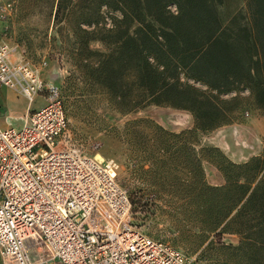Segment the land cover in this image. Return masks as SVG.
I'll return each mask as SVG.
<instances>
[{
  "label": "trees",
  "instance_id": "1",
  "mask_svg": "<svg viewBox=\"0 0 264 264\" xmlns=\"http://www.w3.org/2000/svg\"><path fill=\"white\" fill-rule=\"evenodd\" d=\"M75 1L57 0L54 22L74 21L79 77L98 86L122 115L157 105L188 111L193 119L178 133L132 120L124 129L129 144L142 139L146 158L156 153L153 163L161 167L178 149L185 192L196 196L204 227L237 235L245 254L264 249V153L237 164L220 152L221 160L207 158L218 149L200 148L222 175L218 187L207 184L194 154L198 133L235 122L242 101L264 115V0H243L245 11L226 21L218 10L223 0H97L82 12L73 9ZM92 42L104 51L91 50Z\"/></svg>",
  "mask_w": 264,
  "mask_h": 264
},
{
  "label": "built area",
  "instance_id": "2",
  "mask_svg": "<svg viewBox=\"0 0 264 264\" xmlns=\"http://www.w3.org/2000/svg\"><path fill=\"white\" fill-rule=\"evenodd\" d=\"M13 2L0 4V20ZM36 62L0 36V88L29 105L22 125L0 126V260L2 264H196L194 256L133 224L116 165L71 142L60 87ZM1 117V112H0Z\"/></svg>",
  "mask_w": 264,
  "mask_h": 264
},
{
  "label": "rangeland",
  "instance_id": "3",
  "mask_svg": "<svg viewBox=\"0 0 264 264\" xmlns=\"http://www.w3.org/2000/svg\"><path fill=\"white\" fill-rule=\"evenodd\" d=\"M9 1L13 2V10L6 17L0 36L5 34L11 42L24 46L36 62L45 56L48 67L44 77L60 87L71 142L87 155H99L116 165L118 183L131 202L136 203L131 206L133 224L155 239L194 256L196 264H264V249L245 254L238 248L237 235L222 232L221 228L211 232L204 227L196 196L185 192L186 170L178 149L170 156L166 167H161L153 163L159 158L156 153L152 152L154 158H146L139 145L142 139L137 140L136 145L129 144L124 131L126 123L149 119L178 133L193 126L190 113L157 105L125 115L116 112L107 104L98 86L80 78L76 72L73 54L77 46L70 29L74 21L67 16L54 22L57 0ZM74 5V10L82 12L97 7L99 2L79 0ZM218 10L223 21L237 10L245 11L243 0H223ZM89 48L104 51L99 42L90 43ZM241 96L247 97V92ZM11 98L17 115L25 114L28 101L17 93ZM240 106L237 120L232 124L198 133L194 154L202 159L205 179L210 186H221L224 181L220 172L204 159L200 148L218 149L207 154V158L221 160V153L237 164L264 153V115L248 100L242 101ZM35 107L36 104L31 105L28 111Z\"/></svg>",
  "mask_w": 264,
  "mask_h": 264
},
{
  "label": "crops",
  "instance_id": "4",
  "mask_svg": "<svg viewBox=\"0 0 264 264\" xmlns=\"http://www.w3.org/2000/svg\"><path fill=\"white\" fill-rule=\"evenodd\" d=\"M5 1V0H0V4ZM4 22H2L0 20V29L3 27ZM45 72V71H44ZM15 92L7 89V88H0V112H1V117H0V126L1 127H6V123L4 121V117L7 115H10L12 118L11 124L15 127H20L22 125V121L20 120V118H22L25 114L19 116L17 115L15 109H13V102H12V96H14ZM17 98V97H16ZM39 98V99H38ZM44 101H43V97L42 96H38L35 99V102L32 104H36V107H39L41 105H43ZM30 106L28 104L27 110L26 112L30 109ZM32 108V109H35ZM25 112V113H26Z\"/></svg>",
  "mask_w": 264,
  "mask_h": 264
},
{
  "label": "bare ground",
  "instance_id": "5",
  "mask_svg": "<svg viewBox=\"0 0 264 264\" xmlns=\"http://www.w3.org/2000/svg\"><path fill=\"white\" fill-rule=\"evenodd\" d=\"M95 157H96L97 159L101 160V158H100V156H99V155H96Z\"/></svg>",
  "mask_w": 264,
  "mask_h": 264
}]
</instances>
